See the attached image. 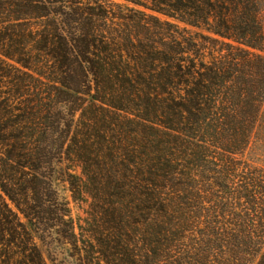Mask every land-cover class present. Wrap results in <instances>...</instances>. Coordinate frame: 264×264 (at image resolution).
I'll return each mask as SVG.
<instances>
[{
    "label": "rangeland",
    "instance_id": "rangeland-1",
    "mask_svg": "<svg viewBox=\"0 0 264 264\" xmlns=\"http://www.w3.org/2000/svg\"><path fill=\"white\" fill-rule=\"evenodd\" d=\"M190 1L154 0L152 4L146 0H64L63 3L44 0L49 18L42 22L29 20L30 23H27V28L34 32L26 46V50L31 53L32 65L25 68L15 60L3 58L0 61V171L9 176L13 175L10 185L24 203H33L27 200V195H31L28 181L31 180V174L35 176L32 180L37 193L32 196L37 201L34 205H41L40 211L43 212L44 220L41 227L43 232L39 235L41 239L37 238L35 241L47 264H130L125 254L129 250L138 264L147 260L145 252L150 249L147 246V237L143 234L150 226L146 220L150 217L160 219L158 209L150 211L147 218L138 214L137 209L129 210L131 207L128 206L132 205L130 200L123 201L126 196H118V193H128L134 197L136 207L154 208V203H149L148 196L138 195L137 190H115L107 181V176L119 178L125 171L124 165L133 166L125 164L127 153L140 156L147 138H152L153 142L156 138L152 136L160 135L158 129L163 130L155 123L142 120L147 97L154 101V96L149 94L154 92V86L148 88L144 83L145 80L151 85L153 81L148 80L152 77L143 72H135L137 64L129 60L124 51L138 52L143 45L160 47L176 40H188L190 36L196 37L199 33L219 39L205 30L213 28V19H210V25L201 23L202 29H197L137 4L139 2L148 6H160L164 12L171 10V6H178L183 10L180 11L182 17L187 19L189 14L196 12L195 9L187 7ZM196 1L201 7L204 6L202 0ZM16 10L20 9L13 5V11ZM67 15L81 19L74 28H82L85 21L93 34L91 40H94L98 49L101 50L99 46H106L111 50L101 53L92 47L93 54L87 57L89 63H84L85 70L78 71L75 76L74 86H78L81 92L76 98L77 102L59 103L56 89L59 83L55 82H60L63 80L60 78L64 76L53 59L34 50L39 38L35 32L42 29L45 24L43 22H51L54 28L55 18L61 22ZM262 21L264 23V13ZM19 30L20 28L14 27L11 31L18 35ZM70 30H60V34L69 43L81 36L79 31L76 33V29L71 30L73 33ZM15 40L19 42L20 38L15 37ZM121 52L124 54L122 62H128L125 66L131 69L127 70L125 76L118 77L111 70V65L120 62ZM120 73L124 72H118ZM122 80L129 81V85ZM150 105L153 106L152 102ZM259 122V127L243 154L228 156L210 150V160L218 164L234 161L239 170L249 168L264 172V103ZM145 129L148 136L144 134ZM21 134L32 136L37 141L32 148H36L42 164H39L36 172H31L22 160H10L12 151L25 155L22 146L15 139ZM189 158L190 156L180 151L176 152L173 165L176 177L172 178L174 181L168 188L160 191L169 214L189 221L191 231L186 233L184 245L172 251L173 259L178 258L182 264L195 263L197 255L201 253L199 251L204 235L208 234L205 230L212 222L207 220L212 214L209 210L210 204L204 203L207 210H202L201 215L192 207L198 201L194 188L203 186V176L211 172L209 169L205 171L192 167ZM19 162L26 167H18ZM209 168L212 170L215 166L211 164ZM201 191L203 197L207 196L215 201L214 211L220 212L222 209L219 221L222 228H225L224 233L231 236V232L237 228L235 224L238 217L229 214L231 207L226 209L221 198L216 197L217 194L205 193V189ZM145 192L147 190L143 191ZM0 193L5 196L1 186ZM5 199L18 213L20 220L26 222L10 199L6 196ZM229 204L238 210L235 199H230ZM223 211L226 212L225 215ZM172 220L173 217L171 222ZM128 221L132 227L127 225ZM162 221L167 222L163 219ZM126 232L129 237L125 236L128 234ZM116 241L121 242V247L117 251L109 250L111 259L107 261L101 250L105 249L106 242L115 248ZM184 251L190 252L191 259L183 256ZM162 256L159 259L161 264L170 261L169 253ZM233 262L231 248L225 246L215 255L211 264Z\"/></svg>",
    "mask_w": 264,
    "mask_h": 264
},
{
    "label": "trees",
    "instance_id": "trees-1",
    "mask_svg": "<svg viewBox=\"0 0 264 264\" xmlns=\"http://www.w3.org/2000/svg\"><path fill=\"white\" fill-rule=\"evenodd\" d=\"M43 1L0 0V61L3 58L15 60L25 68L32 65L31 53L26 50V46L27 40L34 36V32L27 28V23H30L29 20L42 22L49 18L48 8ZM146 1L154 3V0ZM202 1L203 7L195 0L190 1L187 7L195 9L196 12L189 14L187 19L182 17L180 11L183 10L178 6H171V10L164 12L160 6L137 3L197 29H202V24L210 25L209 21L213 19V28L205 30L219 39L199 33L185 41L176 40L160 47L143 45L138 52L124 51L127 58L137 64L135 72H143L152 77L148 80L153 81L151 85L145 80L144 83L148 88L154 86V92H149L150 96H154V101L147 97L142 120L155 123L163 130H157L160 135L152 136L156 138L153 142L152 138H147L140 156L127 153L125 164H132L134 168L124 165L125 171L119 178L111 175L107 176V181L115 190H137L138 195L148 196L149 203H154V208L136 207L134 197L128 193H118V196H126L123 201L130 200L132 205L128 206L131 207L129 210L137 209L138 214L144 215L145 218L149 216L150 211H155L156 208L159 211L160 219L150 217L146 220L150 227L143 235L147 237L150 250L145 252L147 260L141 263L161 264L159 259L163 254L169 253L170 261L164 262L165 264H182L178 258L173 259L172 251L184 245L186 233L191 231L189 221L169 214L160 191L168 188L174 181L172 178L176 177L173 169L176 152L190 156L192 167L205 171L209 169L211 172L203 176V186L194 188L198 201L195 207H192L201 215L202 210H207L204 203H208L212 212L207 219L212 221L210 227L205 230L208 234L204 235L199 251L201 253L197 255L194 264H211L215 255L225 246L231 248L233 264H264V172L249 168L239 170L234 161L218 164L214 160L211 161L209 155L210 150L228 156L243 154L259 127L264 103V0H214L213 4L212 0ZM55 2L63 3L64 0ZM13 5L18 6L20 10L13 11ZM65 17L61 22L55 18L54 28L51 22H43L45 24L42 29L35 32L39 38L36 47H33L42 56L53 59L64 76L60 78L63 79L60 82L52 81L59 83V87L56 86L59 103L77 100L81 92L78 86H74L75 76L78 71L85 70L84 63H89L87 57L93 54L92 47L101 53L111 50L106 46H99L101 50L98 49L94 40H91L93 34L85 21L82 28L78 29L74 26L78 25L81 19L78 20L73 15ZM14 27L20 28L18 35L11 31ZM64 28L72 31L76 29V33L79 31L81 36L69 43L65 36L60 34V30ZM71 30L70 33H73ZM15 37L20 38V41L15 40ZM121 56L119 63L111 65V70L118 77L125 76L127 70L131 69L125 66L128 62H122L123 52ZM122 81L129 85V81ZM155 120L159 123L153 122ZM144 134L149 135L147 129ZM15 139L22 146L25 155L12 151L10 160H22L31 172H36L39 164H42L36 148H32L37 141L32 136L22 134ZM211 164L215 166L212 170L209 168ZM18 165L15 166L26 167L21 162ZM11 176L0 173L1 190L24 216L26 222L20 220L18 213L0 193V264H47L35 241L37 238L41 239L39 235L43 232L41 227L44 223L43 212L40 211L42 207L34 205L37 201L32 196L37 193L32 180L35 176L31 174V180L28 181L31 195H27V200L33 201L32 204L24 203L10 185V181H13ZM203 189L205 193L217 194L216 197L221 198L226 209L231 207L229 214L238 217L235 224L237 228L231 232V236L224 233L225 228H222L219 221L222 209L220 212L214 211L215 201L207 196L203 197ZM146 190L147 192L143 193ZM230 199L236 200L238 210L229 206ZM225 213L223 211L224 215ZM132 217L133 215L128 218ZM127 225L132 227L130 221ZM125 236L129 237V233ZM114 244L115 248L106 242L105 249L101 250L107 261L111 259L109 250L117 251L121 247L120 241ZM125 254L128 263L138 264L131 257L130 250L125 251ZM183 256L190 258V252L184 251Z\"/></svg>",
    "mask_w": 264,
    "mask_h": 264
}]
</instances>
